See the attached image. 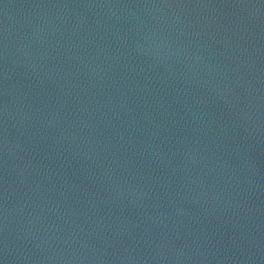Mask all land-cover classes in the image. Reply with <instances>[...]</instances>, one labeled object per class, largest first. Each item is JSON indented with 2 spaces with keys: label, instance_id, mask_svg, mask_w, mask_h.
<instances>
[{
  "label": "water",
  "instance_id": "water-1",
  "mask_svg": "<svg viewBox=\"0 0 264 264\" xmlns=\"http://www.w3.org/2000/svg\"><path fill=\"white\" fill-rule=\"evenodd\" d=\"M0 264H264V0H0Z\"/></svg>",
  "mask_w": 264,
  "mask_h": 264
}]
</instances>
